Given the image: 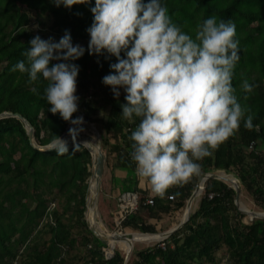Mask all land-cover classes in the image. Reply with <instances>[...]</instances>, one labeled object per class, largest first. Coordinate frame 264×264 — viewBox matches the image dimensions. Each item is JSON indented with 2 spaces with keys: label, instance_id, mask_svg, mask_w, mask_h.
<instances>
[{
  "label": "trees",
  "instance_id": "16d2710c",
  "mask_svg": "<svg viewBox=\"0 0 264 264\" xmlns=\"http://www.w3.org/2000/svg\"><path fill=\"white\" fill-rule=\"evenodd\" d=\"M161 3L173 22L193 37L197 27L213 15L235 24L240 59L232 85L239 102L249 109L247 114L253 116L251 130L241 123L238 133L213 156L198 161L201 167L198 176L168 191L162 199L168 200L167 206H160L159 197H154L155 205L145 204L148 192L141 191L139 186L146 181L136 174L130 155L129 137L139 121L122 118L121 102L125 99L114 98L111 89L102 83V78L111 71L110 64L116 62L115 57L87 52L90 40L87 29L93 22L90 8L95 0L71 9L57 7L52 0H0V114L24 117L34 128L36 143L42 148L67 131L70 124L59 114L52 115L42 98L43 78L38 84H29L27 73L12 70L19 61L27 64L24 53L35 36L58 42L67 30L74 45L84 43V55L74 61L79 66L77 89L87 91L90 86L98 89L89 98L79 97V110L73 118L81 113L87 122L101 124L108 138L116 141L107 154L106 166L126 170V177L120 181L122 193L140 196L138 211L128 215L123 224L126 232L160 234L154 226L142 222L138 216L142 207L158 219L162 215L174 220L172 215L176 213L177 217H183L198 181L209 173H234L242 192L249 194L256 208L264 212V153L259 151L264 144V0H161ZM29 12H41L51 19L50 27L49 21H40L43 29L39 28L38 34L28 31ZM245 80L253 86L251 93L241 88ZM33 87H37L38 94L31 90ZM92 167L91 151L79 142L72 140L42 151L31 145L20 119H0V264H68L63 258V248L76 244L71 238L73 223L81 225L91 236H84L81 243L90 255L83 264H124L119 251L113 258H105L102 250L107 244L92 234L86 221ZM202 194L187 222L162 243L138 252L137 259L129 260L128 264H219L216 253L224 247L231 264H264V219L254 218L246 223V215L238 211L235 203L236 191L223 180L209 178ZM170 196L174 199L169 200ZM113 212L109 211L111 218ZM43 235L50 238L41 244Z\"/></svg>",
  "mask_w": 264,
  "mask_h": 264
},
{
  "label": "clouds",
  "instance_id": "9594fccd",
  "mask_svg": "<svg viewBox=\"0 0 264 264\" xmlns=\"http://www.w3.org/2000/svg\"><path fill=\"white\" fill-rule=\"evenodd\" d=\"M52 2L71 9L92 0ZM90 11L87 52L115 57L102 83L116 99L123 89V119L139 118L129 137L131 160L152 194L164 199L171 188L198 176V161L213 156L238 133L241 123L253 128V116L232 85L240 59L236 26L213 15L193 37L173 22L161 0H95ZM29 43L27 64L19 61L12 70L27 73L29 84L43 78L48 111L74 126L71 135L84 122L83 117H73L79 110V66L74 61L85 49L73 44L67 30L58 42L37 35ZM241 88L245 93L253 90L246 80ZM31 90L38 94L37 87Z\"/></svg>",
  "mask_w": 264,
  "mask_h": 264
},
{
  "label": "rangeland",
  "instance_id": "374dc122",
  "mask_svg": "<svg viewBox=\"0 0 264 264\" xmlns=\"http://www.w3.org/2000/svg\"><path fill=\"white\" fill-rule=\"evenodd\" d=\"M23 7H25V6H23ZM29 16H30V21L31 22L26 26V29L28 31L34 32L35 34L39 33L38 32L39 28L43 29L40 26V24H39L40 21H49L48 24H47V27H50V25H51V22H50L51 19H49L46 16L42 15L41 12H29ZM79 45L84 47V43H80ZM77 91L78 92L76 94H78L79 97L81 95H84V97L89 98V96L92 93L94 94V93L98 92V89L96 87L90 86L87 91H84V89H82V91H80V89H77ZM124 96H125V93H124L123 89H121L120 98L121 97L124 98ZM98 100H100V99H98ZM76 117H82V114L78 113V115H76ZM83 121L84 122L80 126V128L77 129L76 132L71 133L70 137L77 138V139H83V138L87 139L88 138L90 140H94L96 142V144H97V143H99V140L96 139V132L98 131L99 134H100V145H101L102 151L105 154V159H107V154L109 153V151H111V148L115 144V142L113 140H111L110 138H108L106 132L102 129L101 124H98V123L94 124V123H91V122H87L84 119H83ZM73 127L74 126L72 125L71 128H73ZM259 151L264 153V144L261 145ZM113 158H114V156H111V160ZM92 168H94V166ZM104 169H105V174L106 175L103 174V176L101 177V180H100L99 184L97 185L98 189L96 191V194L94 192H92L93 194L91 195V193H90V195L88 197L87 204H88V207L92 206L93 202L91 204V200L90 199H91V196L94 197V195H95L96 197H94V199L96 198V209H97V213H96L95 217H98L99 219H101V221H102L101 227L104 229V231L106 233L122 234V233H114L115 226L113 225V221H112L111 216L109 215V211L114 210L115 207H116V201H117V197L119 195L118 191L122 192V187H120V183L119 182H120L121 178L124 179V175L127 174V173H126V170L121 169V171H118V175H117L118 176V180L115 181V179L117 177H115L114 174H113V177L111 176L110 171L106 169V162H105V168ZM110 169H112L111 165H110ZM221 173L222 172L216 173V175L220 176ZM232 174H233L232 176H234V178H236L235 174L234 173H232ZM229 175H231V174H229ZM119 177H120V179H119ZM94 183H95V179L91 178L92 187H93ZM199 183L200 182L198 181V184ZM226 183L229 184L232 187V185L230 183H228V182H226ZM198 184H197V187H198ZM193 194H194V192H193ZM243 194H244V196H243ZM202 196H203V194H201L199 196H195V197L192 196L191 202H193V204H192L193 205V207H192L193 210H195L196 207L198 206V202H199L200 198H202ZM239 203H240V209L241 210H243L244 205H245L246 208H249L252 211H256V209H257L256 208L257 205L255 204L254 200L251 198V196H249V194H246L245 192L244 193L242 192V196L240 197V202ZM160 206L165 207L167 205L160 204ZM237 209H238L239 212L244 213L241 210H239V208H237ZM257 211L260 212L258 209H257ZM173 215H175V217H177L178 213L173 214ZM245 215H246V217L244 218V221L246 223H251L253 220L249 217V215H247V214H245ZM85 217H87L90 220L89 209H88V214ZM180 218H182V216H180ZM89 220L86 219V221H89ZM170 221L172 222L174 220H170ZM90 223H91V220H90ZM178 223L179 222H177V227H179ZM73 224L74 225L71 227V238L76 240V244H75V246L73 248H71L68 245H66L63 248V250L65 251L63 253V258L66 259L68 264H83L85 261H87L90 258V255H89V253L87 251V247H85L83 245L81 246V243L83 242V237L84 236H87V237H91V236H90V234L87 231H85L83 228H81V225H76L75 223H73ZM172 224L173 223H171V225ZM91 225H92V223H91ZM169 228H171V227H169ZM169 228L168 227L158 228L157 233L167 232V231H169ZM166 229H168V230L164 231ZM90 230H91V228H90ZM121 231L124 232L125 229L121 230ZM126 233L128 234L130 232H126ZM92 234H93V232H92ZM123 234H125V233H123ZM49 238H50L49 235H43L42 238H41V241H40L41 244L43 242H47L49 240ZM167 238L168 237L164 238L163 240H165ZM163 240H161V241H152V242H149V240L146 239V238H144L141 241L138 240L136 242L134 240L133 241L134 245L132 247L131 252L128 253L126 247H124L121 244H117L118 246H117V248L115 250L116 251H121V249L119 248V247H121L124 251L127 252L130 262H133V261H135L137 259V253L138 252L145 250L147 247H154L157 243H162ZM115 245L116 244H114L111 247L114 248ZM122 253H124V252L122 251ZM225 254H226V248L225 247L223 249L219 250L216 253V260H219V264H231L228 261V256L226 258ZM195 264H197V263H195Z\"/></svg>",
  "mask_w": 264,
  "mask_h": 264
},
{
  "label": "bare ground",
  "instance_id": "6f19581e",
  "mask_svg": "<svg viewBox=\"0 0 264 264\" xmlns=\"http://www.w3.org/2000/svg\"><path fill=\"white\" fill-rule=\"evenodd\" d=\"M71 126H70V128H71ZM80 140H82V139H80ZM92 142H94L93 145H90ZM92 142H90L89 140H88V142L83 141L84 144H86V145L89 144L88 146L91 147V148H89L88 146H86L91 151V153L93 155V160L95 161L98 148L96 146L97 145L96 142L95 141H92ZM214 175H216V174H214ZM216 176H218V175H216ZM219 177H221V180L230 183L232 185V188H234V189L236 188V185H237L236 184V179L237 178H234V176L222 172ZM239 183H240V181H239ZM98 184H99L98 181L95 179V183L93 184V187L91 185V190L95 194H96V191L98 189V187H97ZM200 187H201V185L199 186V188H198L197 191L196 190L194 191L193 197L200 195V192H201L199 190ZM241 196H242V189H241ZM94 197H96V196L94 195ZM191 198L188 201V204H187L185 213H184V215L182 217V220H181L179 226L182 225V224H184L185 222H187L188 219L190 218L191 213L193 212V208H192L193 207V205H192L193 202H191ZM88 209H89V216H90V220H91L92 226L96 229V231L99 233V235L102 236V237H104L105 239H107L108 242H109V244H110V246H113L114 244H121V245H123L124 247H126L128 253L131 252V250H132V247L134 245V242H133L134 240L136 242L138 240L141 241L144 238H146V239L149 240V242H152V241H161L164 238H166L167 236H169V233H171L172 231H174L175 229L178 228L176 226L172 230L167 231V232H164V233H160V234H143V233L112 234V233H106L104 231V229L101 227V225H102L101 222H98L95 219V215L97 213V209H96V198L94 199L92 206H89ZM243 210L247 213V215L250 216V218L253 217V219H254V217H256V216H258V217H264V212L252 211L249 208H246L245 205L243 207Z\"/></svg>",
  "mask_w": 264,
  "mask_h": 264
},
{
  "label": "water",
  "instance_id": "95a60500",
  "mask_svg": "<svg viewBox=\"0 0 264 264\" xmlns=\"http://www.w3.org/2000/svg\"><path fill=\"white\" fill-rule=\"evenodd\" d=\"M5 117H17L18 119H20L25 125V128H26V131H27V134H28V137H29L31 145L34 148L40 149L42 151L53 150V149L57 148L58 146H61V145L65 144L66 142H69V141H72V140H75V141L79 142L80 144H82L84 146H88L89 144L86 145V144L83 143V141H85V142H88V140L90 142L94 141V140H90L88 138L87 139L83 138L82 140H80V139H77V138L70 137L71 135H70V126H69L67 131L60 137L62 141L61 140H57L54 143H52L51 145H49V146H47L45 148H42V147H39L38 144L36 143L34 128L25 120L24 117H22L21 115H18V114H10V113H2V114H0V119H3ZM96 139L99 140V143H97V145H96L98 150H97V154L95 153L96 154L95 161L93 160V166H94V168H93V179H96L98 181V183H99L100 180H101V177L103 175V172H104L106 159H105V154L102 151V148H101V145H100V134H99L98 131L96 132ZM93 143L94 142H92L90 145H93ZM209 178H215V179H220L221 180V177L209 173V174H207L206 176H204L202 178V180L198 184V187L195 190L197 191L199 186L201 185V187L199 189L201 191L202 190V186L205 184L206 180H208ZM236 184H237L236 188L234 189L236 191L235 203H236L237 208H239V210H241L240 209V203H239L240 202V197H241V186H240V183H239L238 179H236ZM92 194L93 193H92V190H91V195ZM90 200H91V204H92V202L94 201V197L91 196ZM241 211L244 212L245 214H247L244 210H241ZM254 218L264 219V217H258V216L254 217ZM251 219L254 220L253 217H251ZM182 225H180L177 229H179ZM177 229H175V230H177ZM91 231L93 232L95 237H97L98 239H100L104 243H108V240L105 239L104 237L100 236L99 233L96 231V229L92 225H91ZM174 231L169 233V236ZM169 236H167V237H169Z\"/></svg>",
  "mask_w": 264,
  "mask_h": 264
},
{
  "label": "built area",
  "instance_id": "2783aa9c",
  "mask_svg": "<svg viewBox=\"0 0 264 264\" xmlns=\"http://www.w3.org/2000/svg\"><path fill=\"white\" fill-rule=\"evenodd\" d=\"M203 191H204V185L202 186V190L200 194H202ZM210 197H212V195H210ZM173 199H174L173 196L169 197V200H173ZM140 201H141L140 196L139 194H136V193L124 192L118 195L117 201H116V209L113 212V216H112V221L115 226L114 233H123V231L121 230H123V224L125 220L127 219V216L138 211L140 207ZM145 204L152 205V206L155 205L154 197L149 198ZM87 214H88V207H87L86 215ZM87 220L89 219L87 218ZM89 223H90V220H89ZM117 246L118 245L116 244L114 248H112L111 246L108 245V247L103 248L102 252L106 259L109 260L113 258L115 254V249L117 248ZM161 246H164V244H161ZM120 253L124 257V264H128L129 262L128 254L122 253V251H120Z\"/></svg>",
  "mask_w": 264,
  "mask_h": 264
},
{
  "label": "crops",
  "instance_id": "0c3cea01",
  "mask_svg": "<svg viewBox=\"0 0 264 264\" xmlns=\"http://www.w3.org/2000/svg\"><path fill=\"white\" fill-rule=\"evenodd\" d=\"M126 101L124 100V101H122L121 102V104L123 105L124 103H125ZM135 119H137L139 122H140V120H139V118H135ZM139 124V123H138ZM137 124V125H138ZM111 140H113L114 142H116L114 139H111ZM131 142V144H132V141H130ZM130 144V145H131ZM106 169L107 170H109L110 171V174H111V176L113 177V174H114V176L115 177H117L116 178V181L118 180V171H121V169H117V170H112V169H110V167H107L106 166ZM108 171V172H109ZM123 173V172H122ZM103 174H105V169H104V172H103ZM106 175V174H105ZM103 176V175H102ZM123 177V176H122ZM126 177V174L124 175V178ZM119 179H120V177H119ZM121 179H123V178H121ZM121 181V180H120ZM120 183V182H119ZM120 185H121V183H120ZM121 187V186H120ZM140 188H141V191H144V192H148L147 193V197L148 198H151V197H157V196H155V195H153L152 194V192H151V190H150V186L146 183V182H144V181H142V183L140 184V186H139ZM119 193L118 194H120V193H122L121 191H118ZM158 198V197H157ZM169 198V197H168ZM160 204H168V200L166 199V200H160ZM138 216L139 217H141L142 218V222L143 223H145L146 225H150L151 227L152 226H154L156 229H158V228H162V227H171V228H169V231L170 230H172L174 227H176L177 226V223H173V222H176V221H178L179 223L181 222V218H179V217H175V215H172V218L174 219V221H170V219L168 218V217H164L163 218V216L161 215V219H158V218H156L155 216H153V215H151L150 214V212L147 210V208H145V207H142V209L139 211V213H138ZM171 223H173L172 225H171ZM178 223V224H179ZM168 229H166V230H164V231H167Z\"/></svg>",
  "mask_w": 264,
  "mask_h": 264
}]
</instances>
